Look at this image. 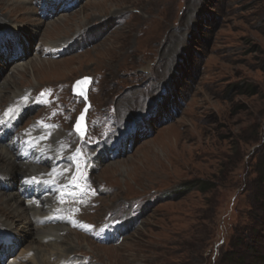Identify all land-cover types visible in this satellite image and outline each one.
Wrapping results in <instances>:
<instances>
[{"label":"rangeland","instance_id":"374dc122","mask_svg":"<svg viewBox=\"0 0 264 264\" xmlns=\"http://www.w3.org/2000/svg\"><path fill=\"white\" fill-rule=\"evenodd\" d=\"M0 18L38 59L13 68L9 44L0 85L19 93L0 109L19 142L57 146L74 202L66 240L23 234L0 264H264V0H0Z\"/></svg>","mask_w":264,"mask_h":264},{"label":"bare ground","instance_id":"6f19581e","mask_svg":"<svg viewBox=\"0 0 264 264\" xmlns=\"http://www.w3.org/2000/svg\"><path fill=\"white\" fill-rule=\"evenodd\" d=\"M25 36L26 33L22 25L7 22L2 23L0 25V54L2 55L0 61H3L8 55L9 44H12L17 49L15 55L12 57L13 60H15V67L13 68L23 69L25 65L31 66V62L36 63L38 60L37 58H34V61H27ZM48 47L61 49L63 46L60 42H55L49 43ZM50 61L43 62L50 64ZM3 68V66H0V71H2ZM65 85L66 84L64 83V85H60L59 87ZM50 86L57 89L59 88L55 85H46V88H49ZM16 87L17 86L14 85V82L11 81V77L0 85V105L4 103V98H8L11 95L15 96L19 93L17 89L18 87ZM2 107L3 106H1L0 109V133L4 131L7 133L4 132L2 135L0 134V139L6 140V135L9 136V138H7L6 142L0 140V201L3 202V207H0V225H2V228L0 229V245L3 240L13 241V238H16V241L20 242L25 234L31 235L35 240L39 239V241L44 240V237L47 235H54L59 238L61 237L59 231H65L64 233L66 234H64V239L66 240L65 237H68L73 233L68 230V224L74 219L73 217L69 218V216H67L69 211L67 210L66 213L63 210V203L71 204L68 206V208L71 209L74 202H65L60 198L62 194V191L60 190V181L63 178L62 171L66 166L65 164H62L61 166L54 165V162L59 155L56 150L57 146L55 147L51 143H47L40 147L37 146L30 159H21L19 153L21 151L19 150V147L13 148L14 145L10 147L11 143L9 142L13 139V136L14 138H19L17 132L15 134L11 133L15 126L16 111L9 109L2 110ZM4 126L6 130L3 128ZM53 136L54 135L52 134V137ZM45 138H49V136L47 137L46 134ZM28 141H32L33 147L37 144V139L32 136H22L19 144H25L26 142L29 143ZM98 154L99 152H95L93 157L94 163L99 159ZM43 159L47 160V164H40ZM32 177L44 181L43 183H55L57 186L55 189L47 193L43 194L39 192L36 195L26 197L23 193V189L28 183L25 181ZM4 187L7 189L6 191H4ZM106 187L108 186L106 185ZM109 188L110 191L113 190L110 185ZM99 201L100 200L96 197L89 199L87 201L88 208L96 209L99 205ZM79 209L81 210L83 208L81 207ZM4 211L10 212L13 217H19L17 221L22 225L20 231L16 228L14 219L1 216V213ZM49 253H52V251H49ZM20 256L25 257V253L23 254L22 252V255Z\"/></svg>","mask_w":264,"mask_h":264},{"label":"water","instance_id":"95a60500","mask_svg":"<svg viewBox=\"0 0 264 264\" xmlns=\"http://www.w3.org/2000/svg\"><path fill=\"white\" fill-rule=\"evenodd\" d=\"M77 82H81V83L78 84ZM89 84H90V78L84 77V78H81L75 81L72 86V93L74 95H77L83 98L86 102L84 108L82 109L81 114L78 116L77 121L74 125V130L81 136H84L86 132L85 116H86L87 110L89 109V102L87 99V92H88ZM78 122H79L80 131L77 130Z\"/></svg>","mask_w":264,"mask_h":264},{"label":"snow or ice","instance_id":"6c2138e0","mask_svg":"<svg viewBox=\"0 0 264 264\" xmlns=\"http://www.w3.org/2000/svg\"><path fill=\"white\" fill-rule=\"evenodd\" d=\"M78 84L81 83V82H77ZM82 94V93H81ZM41 95H44L43 93ZM38 123H41L43 124L42 121L38 122ZM77 130L80 131V128H79V122L77 124ZM45 138V137H42V139ZM26 183H43L44 181H38L36 177H32L30 178L29 180H26L25 181Z\"/></svg>","mask_w":264,"mask_h":264},{"label":"trees","instance_id":"16d2710c","mask_svg":"<svg viewBox=\"0 0 264 264\" xmlns=\"http://www.w3.org/2000/svg\"><path fill=\"white\" fill-rule=\"evenodd\" d=\"M263 162H264V161H263ZM263 165H264V163H263V164H261V166H260V167H261V170H262V169L264 170V167H263ZM197 182H198V183H200L199 181H197ZM197 182H196V183H197ZM196 183L194 182V183H190V184L194 186V185H196ZM184 187H185V186H184Z\"/></svg>","mask_w":264,"mask_h":264}]
</instances>
